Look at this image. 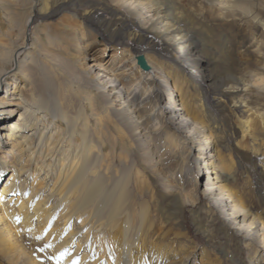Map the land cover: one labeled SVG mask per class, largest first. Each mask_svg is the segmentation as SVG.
<instances>
[{"label": "bare ground", "instance_id": "obj_1", "mask_svg": "<svg viewBox=\"0 0 264 264\" xmlns=\"http://www.w3.org/2000/svg\"><path fill=\"white\" fill-rule=\"evenodd\" d=\"M36 2L34 0L31 10L25 13L17 11L12 0H0V86L7 84V95L0 92L1 257L19 264L28 239L43 248L49 262L32 259L29 251L30 255L25 253L26 264H106L104 253L95 252L94 244L99 237L110 262L137 264L132 248L138 231L130 228L133 208L130 180L126 175L111 180L108 175L104 140L98 126L103 123L100 112L92 108L91 113L98 121L91 125L83 105L80 102L74 105L73 98L65 93L67 90H62V97L58 96L59 100L51 107L47 93L61 91L63 82L59 77L56 79L49 61L38 65L31 58H22L23 53L29 55L27 51L34 44L32 33L40 17ZM127 3L135 6L128 8L133 11V17L123 19L121 26L112 30L113 38L122 40L129 29L139 27V31L132 33L133 41L125 40L123 44L132 54L131 67L137 66L143 78L153 81L149 95L154 97L160 110L152 112L147 119L157 121L158 128L174 126L187 147L184 154L176 156L172 152L178 160L175 168L156 159L161 165L158 172L171 178L177 172H193L189 168L196 167V179L206 177L204 196L222 214L225 224L250 245L258 244L264 250V223L256 214L248 212L240 198L233 197L227 188V179L218 177L216 154L209 141L211 134L205 132L198 114L190 104L186 105L185 98L181 100V93H175L176 86L170 83V76L162 73L151 58V52L146 50L155 48V44H150L156 37L164 42L163 50L178 51L179 57L187 63L184 66L195 67L200 75L205 72V87L209 93L224 95L230 89L225 83H218L217 76L205 66L207 61L198 54L199 42L184 34V24L170 19L167 5L140 0H125L123 5ZM142 3L146 7L141 6ZM68 5L55 6L45 16L59 15ZM81 17L92 21L90 16ZM78 28L73 33L75 38ZM90 43L83 45L85 54L79 64L89 70L90 76L100 80L98 87L113 114L125 120L133 135L144 134L150 129L151 121L137 116L141 107L135 103L136 94L132 95L134 92L121 86L127 75L115 81L107 78L109 71L104 64L87 55ZM139 55L145 57L148 70L138 65ZM88 58L92 61H86ZM164 100L168 101V106L161 104ZM175 105L181 107L175 108ZM246 122L250 123L251 119ZM173 144V139L168 140L164 150L171 152ZM153 146L150 140L138 144L146 162L150 161L149 152L153 151ZM10 167L11 175L1 185ZM141 211L140 219L144 220L148 217L145 218L148 214L144 204ZM93 236L95 240L91 242Z\"/></svg>", "mask_w": 264, "mask_h": 264}, {"label": "rangeland", "instance_id": "obj_2", "mask_svg": "<svg viewBox=\"0 0 264 264\" xmlns=\"http://www.w3.org/2000/svg\"><path fill=\"white\" fill-rule=\"evenodd\" d=\"M124 1L37 0L35 7L40 17L32 33L34 44L27 51L29 55L23 53L22 58H31L38 65L49 61L54 76L63 82L61 91L57 90L59 94L47 93L51 107L59 100L58 96L62 97V90H67L65 93L68 98H73L74 105L79 102L83 105L91 125L98 121L91 113L92 108L100 112L99 117L104 124L98 126L101 127L100 135L104 140L108 175L111 180L123 175L130 180L133 201L130 228L138 231H135L137 239L132 252L137 264H264L262 247L258 244L250 245L235 233L229 224H225L222 214L210 204L207 196H204L206 177L199 176L196 179V167L189 168L193 172H177L172 179L158 172L161 165L157 164V160L162 159V162L175 168L178 160L172 152L176 156L184 154L187 147L174 126L158 128L157 121L147 119L152 112L160 110L154 97L149 95L153 81L143 78L137 66L131 67L132 54L123 44L125 40L133 41L132 33L139 31V27L129 29L123 36V42L113 38L112 34L114 28L121 26L123 19L133 17V11L128 9V3L123 5ZM140 1L167 5L170 19L184 24V34L193 36L199 42L198 54L207 61L205 66L217 76L218 83H225V87L230 89L224 95L209 93L205 87V72L200 75L195 67L191 66L190 69V66H184L187 63L179 57L178 51L167 48L163 50L164 42L156 37L150 44H155V48L153 46L154 49L146 50L151 52V58L157 62L162 73L170 76V83L176 86L175 93H181V100L185 98L186 105L190 104L191 109L198 114L205 132L211 134L209 141L211 150L216 154L218 177L227 179L226 185L233 197L240 198L248 212L256 214L259 221L264 223V94L246 92L242 87H230L239 83L237 76L246 66H256L258 57L253 49L257 45L253 37L235 21L218 17L209 11L204 0ZM12 2L17 11L25 13L34 4V0ZM64 3L69 4L67 10L53 17L45 16ZM82 15L90 16L92 21L83 20ZM76 28L78 34L75 38L73 33ZM254 33L256 38L264 39V29L257 26ZM88 42L91 43L87 55L104 64L109 71L107 78L115 81V78L119 80L127 75L121 86L126 91L134 92L132 95L136 94L135 103L141 107L137 116H144L145 121H151V131L143 132L146 136L133 135L125 120L113 114L98 87L100 80L90 76L89 70L79 64L85 54L83 45ZM86 61L92 60L88 58ZM6 85L1 84V95H7ZM161 104L168 106V101L164 100ZM180 107L175 105V108ZM249 119L251 122L247 123ZM172 139V151L164 150V144ZM148 140L155 145L153 151L149 152L151 162L145 161L138 147L141 141ZM11 172L10 167L1 185L6 182V177H10ZM143 204L148 214L145 216L148 219H144L146 222L140 219ZM93 240L95 237L91 242ZM96 240L95 252L104 253L106 264L112 263L108 252L104 250L105 245L101 240L98 241L99 237ZM25 244L23 251L27 255L31 251L32 259L49 262V256H46L42 247L28 239ZM25 253L21 255L19 264L28 262ZM0 264L12 263L2 258L0 253Z\"/></svg>", "mask_w": 264, "mask_h": 264}, {"label": "clouds", "instance_id": "obj_3", "mask_svg": "<svg viewBox=\"0 0 264 264\" xmlns=\"http://www.w3.org/2000/svg\"><path fill=\"white\" fill-rule=\"evenodd\" d=\"M209 11L218 17L235 21L247 34L253 37L257 54L255 67H245L237 76L239 81L230 87H242L246 92L264 94V39L255 37V27L264 29V0H204ZM117 6L120 5L117 3ZM129 7H135L132 4ZM143 5V3L141 4Z\"/></svg>", "mask_w": 264, "mask_h": 264}, {"label": "water", "instance_id": "obj_4", "mask_svg": "<svg viewBox=\"0 0 264 264\" xmlns=\"http://www.w3.org/2000/svg\"><path fill=\"white\" fill-rule=\"evenodd\" d=\"M137 63L143 70H148L149 66L147 65V61L143 55H139L137 58Z\"/></svg>", "mask_w": 264, "mask_h": 264}, {"label": "snow or ice", "instance_id": "obj_5", "mask_svg": "<svg viewBox=\"0 0 264 264\" xmlns=\"http://www.w3.org/2000/svg\"><path fill=\"white\" fill-rule=\"evenodd\" d=\"M17 219H20V218H17ZM38 239H39V237H37ZM51 245H49V247H50Z\"/></svg>", "mask_w": 264, "mask_h": 264}]
</instances>
